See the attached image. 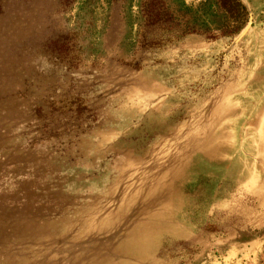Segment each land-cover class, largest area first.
Returning <instances> with one entry per match:
<instances>
[{
	"label": "rangeland",
	"instance_id": "1",
	"mask_svg": "<svg viewBox=\"0 0 264 264\" xmlns=\"http://www.w3.org/2000/svg\"><path fill=\"white\" fill-rule=\"evenodd\" d=\"M0 264H264V0H0Z\"/></svg>",
	"mask_w": 264,
	"mask_h": 264
},
{
	"label": "water",
	"instance_id": "2",
	"mask_svg": "<svg viewBox=\"0 0 264 264\" xmlns=\"http://www.w3.org/2000/svg\"><path fill=\"white\" fill-rule=\"evenodd\" d=\"M247 10H248V14H249V22H248V25H247V27L244 29V31L239 35V37L236 39L235 42L239 41V40L245 35V33L247 32L248 28H249L250 25H251V15H250V10H249V9H247Z\"/></svg>",
	"mask_w": 264,
	"mask_h": 264
}]
</instances>
